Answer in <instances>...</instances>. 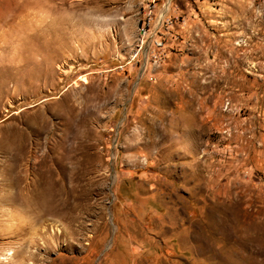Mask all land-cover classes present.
I'll list each match as a JSON object with an SVG mask.
<instances>
[{
    "label": "rangeland",
    "instance_id": "1",
    "mask_svg": "<svg viewBox=\"0 0 264 264\" xmlns=\"http://www.w3.org/2000/svg\"><path fill=\"white\" fill-rule=\"evenodd\" d=\"M0 264H264V0H0Z\"/></svg>",
    "mask_w": 264,
    "mask_h": 264
},
{
    "label": "built area",
    "instance_id": "2",
    "mask_svg": "<svg viewBox=\"0 0 264 264\" xmlns=\"http://www.w3.org/2000/svg\"><path fill=\"white\" fill-rule=\"evenodd\" d=\"M156 42V44H157V46L156 47H159L160 46V44H162L160 41H155Z\"/></svg>",
    "mask_w": 264,
    "mask_h": 264
}]
</instances>
